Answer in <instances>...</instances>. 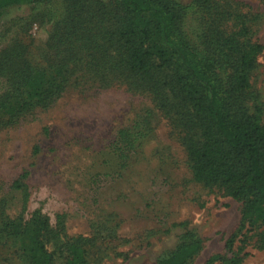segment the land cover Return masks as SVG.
Instances as JSON below:
<instances>
[{
	"label": "rangeland",
	"instance_id": "1",
	"mask_svg": "<svg viewBox=\"0 0 264 264\" xmlns=\"http://www.w3.org/2000/svg\"><path fill=\"white\" fill-rule=\"evenodd\" d=\"M91 1L100 4L95 18ZM228 4L246 17L252 42L262 47L250 86L264 104V0H220ZM104 5L112 15V0H48L0 15V54L19 50L4 69L31 70L52 83L45 85L52 94L47 104L19 111L13 101L15 113L0 112V264H29L12 229L36 214L47 223L41 237L49 253L78 244L87 264H158L186 232L201 242L188 264H204L223 253L239 224L241 202L192 178L183 138L194 135L182 127L184 110L167 92L156 99L112 64L113 43L101 38L113 29L103 22ZM202 22L200 13L187 16L193 41ZM7 82L0 77V94ZM121 130L137 141L125 159L112 150ZM246 251L241 264H264V251L253 244Z\"/></svg>",
	"mask_w": 264,
	"mask_h": 264
},
{
	"label": "trees",
	"instance_id": "2",
	"mask_svg": "<svg viewBox=\"0 0 264 264\" xmlns=\"http://www.w3.org/2000/svg\"><path fill=\"white\" fill-rule=\"evenodd\" d=\"M42 1L48 0H0V15ZM112 1L113 14L104 5L101 16L113 29L103 33L100 29L101 38L113 43L112 64L138 85L148 86L156 99L159 90L167 92L184 110L180 113L182 127L194 135L184 134L183 138L193 180L221 187L229 198L242 203L239 224L225 241L223 253L204 264H241L249 256L246 249L251 244L264 251V104L257 103L250 86L262 47L252 42L246 17L230 4L220 6V0H191L190 4L179 0ZM97 5L90 2L91 18L97 16L93 14ZM190 13H200L203 19L202 32L194 41L185 30ZM233 19V31L226 33L223 27L233 24ZM78 31L80 27L75 29ZM15 47L0 54L3 69L19 53L18 49L12 51ZM2 67L0 77L10 84L0 94V112L8 108L15 113L13 101L20 103L22 111L51 100L43 74L15 67L9 74ZM118 135L112 150L119 154L118 159H125V152L135 149L137 141L129 130ZM35 216L21 230L12 229L23 243L29 264H87L78 244L67 243L49 253L41 237L47 223ZM200 244L195 234L186 232L158 264H188Z\"/></svg>",
	"mask_w": 264,
	"mask_h": 264
}]
</instances>
